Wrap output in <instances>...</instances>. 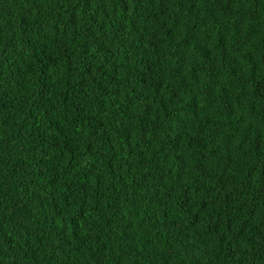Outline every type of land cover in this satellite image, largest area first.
Returning <instances> with one entry per match:
<instances>
[{
	"label": "trees",
	"instance_id": "16d2710c",
	"mask_svg": "<svg viewBox=\"0 0 264 264\" xmlns=\"http://www.w3.org/2000/svg\"><path fill=\"white\" fill-rule=\"evenodd\" d=\"M0 264H264V0H0Z\"/></svg>",
	"mask_w": 264,
	"mask_h": 264
}]
</instances>
